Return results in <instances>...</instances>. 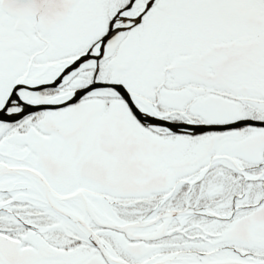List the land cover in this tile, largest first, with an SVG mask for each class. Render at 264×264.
<instances>
[{
  "label": "snow or ice",
  "instance_id": "1",
  "mask_svg": "<svg viewBox=\"0 0 264 264\" xmlns=\"http://www.w3.org/2000/svg\"><path fill=\"white\" fill-rule=\"evenodd\" d=\"M0 264H264V0H0Z\"/></svg>",
  "mask_w": 264,
  "mask_h": 264
}]
</instances>
